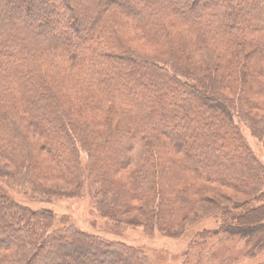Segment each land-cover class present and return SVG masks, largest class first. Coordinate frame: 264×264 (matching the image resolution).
I'll use <instances>...</instances> for the list:
<instances>
[{
  "label": "trees",
  "instance_id": "trees-1",
  "mask_svg": "<svg viewBox=\"0 0 264 264\" xmlns=\"http://www.w3.org/2000/svg\"><path fill=\"white\" fill-rule=\"evenodd\" d=\"M73 1L0 0V156L12 162L21 152L15 169L22 162L28 169L37 167L23 131L29 129L50 162L44 176L80 183L79 154L85 152L86 176L96 172L101 188L94 198L97 211L108 218L142 214L145 206L163 221L170 212L185 216L188 208H175L165 196L169 181L197 200L207 201V194L225 188L263 201L261 188L248 185L255 179L260 186V168L240 141L233 112L250 118L243 107L258 106L251 92L264 93V0H79L81 8L71 7ZM80 9L83 19L77 16ZM23 13L42 22L31 25ZM125 30L138 31L147 48L129 47ZM148 47L156 49L148 55ZM63 84L79 88L85 105L106 116L105 130L87 112L81 119L69 114L55 91ZM65 97L68 104L71 97ZM175 128L182 131L174 135ZM203 138L205 153L192 147ZM138 143L143 157L133 169L127 153ZM120 170L130 172L126 185L109 177V171ZM131 199L139 207L127 202ZM192 202L187 200L186 207ZM0 205V264H76L78 253L90 247L97 250L88 264L110 256L120 263L106 264L128 262L129 255L95 237L73 227L56 228L51 213L17 206L1 188ZM229 226L231 236L263 233L264 202ZM64 250L72 254L61 263Z\"/></svg>",
  "mask_w": 264,
  "mask_h": 264
},
{
  "label": "rangeland",
  "instance_id": "rangeland-1",
  "mask_svg": "<svg viewBox=\"0 0 264 264\" xmlns=\"http://www.w3.org/2000/svg\"><path fill=\"white\" fill-rule=\"evenodd\" d=\"M56 2L59 3V0H56ZM78 2L79 0H74L70 3V6L81 8ZM9 4H7L8 7ZM13 16L11 15V17ZM77 16L83 19L86 13L80 9L77 10ZM243 17L249 19L251 13H244ZM24 19L26 22H30L31 25L42 22L41 18L37 20L27 14H24ZM237 21L241 22V18H238ZM64 29L67 34H73L71 29ZM29 31L33 32V30ZM122 32H124L122 37L125 38V42L129 47L140 51L143 50V47L147 48L146 42L141 44L142 40L139 38L138 31L125 30ZM154 48L148 47L145 53L151 54ZM55 91L61 100L64 99L69 114L75 115L77 113L78 118L81 119L87 112L98 120L99 129L105 130V122H108L106 116L89 109L85 105L84 92L79 88L71 87L67 89V84H63ZM251 93L255 97L254 100L258 106L255 110H249L246 106L243 107V112L251 114L250 118L249 116L243 117L240 114L238 117L235 111L233 112V118L238 126L237 133L241 138V143L248 148L249 154L254 157L260 168L258 174V179L261 178L260 186L256 185L258 182L255 179L248 181V185L257 189L261 188L259 194L264 197V93L256 91ZM65 94H69L73 103L69 100L67 104ZM224 94L231 96L228 90H224ZM240 118L243 119V122L239 120ZM261 130H263L262 133ZM23 131L27 136V140L31 143L32 149L30 152L39 162L37 167L33 169L24 167L23 162L19 169H15L13 164H19L22 161L20 154L23 156V153H17L12 158V162L9 161L10 159L0 156L1 191L8 195L13 203L19 207L33 212L51 213L56 228L73 227L86 235L95 237L97 240L110 245L113 250L126 256L129 255L130 257H126L128 262L125 264H264V232L258 231L259 233L251 232L243 235L244 233L238 231L237 234L231 236L228 229L237 215H243L246 210L259 206L264 202V198L261 202H252V195H244L224 188L218 192L207 194L205 197V199H208L207 201L197 200L195 196L182 193L180 190L183 187L180 183L169 181V183L167 182L169 185L163 186L168 189L165 196L175 202V208H188L185 216L178 218L173 215V212H170L169 219L163 221L162 218H153L151 207L145 206L146 210L142 214L129 211L121 215L117 214L114 218L104 217L102 212L97 211V199H94L101 191L100 184H98V175L96 176V172H94L93 178L88 179L86 176L89 171L87 154L83 151L79 154L80 178L78 180L80 183L55 180V178H52V174L44 176L46 173L43 172L45 166L50 165V162L38 150L37 143L39 144L40 139L29 129L24 128ZM179 131L182 130L175 128L173 134H179ZM231 137L234 138V136ZM164 140L169 143L167 139ZM205 144H207L205 138L197 139L192 147L201 148L202 152L205 153ZM142 149L141 143H138L133 145L130 153H127L130 156L129 160L134 164L133 169L140 166L143 157ZM116 150L114 159H118L119 156L117 154L119 152ZM105 153L109 154V151ZM190 154L194 158L195 152L190 151ZM17 155L19 156L17 157ZM173 156L180 161H185L184 157L178 153ZM8 157L10 156L8 155ZM105 157H109V155L106 154ZM23 160L25 164L30 163L27 162L26 152ZM77 172H75L76 175ZM35 173L38 175L33 177L32 175ZM129 173L124 170L109 171V177L126 185L129 181ZM33 185L36 188L42 187L41 191L44 192L37 191L39 189H34ZM187 200L189 202L193 200L190 208L189 206L186 207ZM127 202L136 207H139L140 203L132 199ZM246 203H249L248 206L245 205ZM6 208L5 206L2 207L3 214L7 211ZM171 210L174 211L173 208ZM252 235H254L253 238H251ZM72 243L74 245V242ZM96 250L97 247H90L87 252H79L76 264H88V261L94 259L91 252ZM71 254L72 252L65 250L60 252L59 260L61 263L69 260ZM53 257L56 258L55 255H52ZM114 258L116 259L115 256H110L107 259L101 258L104 261L101 264L110 261L120 263L119 260L116 261ZM34 264L40 263L35 262Z\"/></svg>",
  "mask_w": 264,
  "mask_h": 264
}]
</instances>
